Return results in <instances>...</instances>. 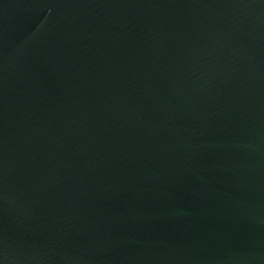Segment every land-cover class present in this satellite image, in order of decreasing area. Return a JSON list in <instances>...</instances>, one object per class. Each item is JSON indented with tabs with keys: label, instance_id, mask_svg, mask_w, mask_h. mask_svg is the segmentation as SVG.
<instances>
[{
	"label": "water",
	"instance_id": "water-1",
	"mask_svg": "<svg viewBox=\"0 0 264 264\" xmlns=\"http://www.w3.org/2000/svg\"><path fill=\"white\" fill-rule=\"evenodd\" d=\"M0 264H264V0H0Z\"/></svg>",
	"mask_w": 264,
	"mask_h": 264
}]
</instances>
